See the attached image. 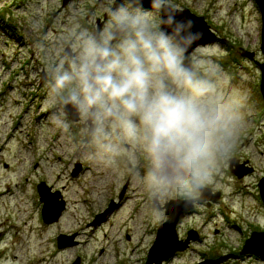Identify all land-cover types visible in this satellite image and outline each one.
<instances>
[{
	"label": "rangeland",
	"instance_id": "rangeland-1",
	"mask_svg": "<svg viewBox=\"0 0 264 264\" xmlns=\"http://www.w3.org/2000/svg\"><path fill=\"white\" fill-rule=\"evenodd\" d=\"M107 3L72 0L64 7L63 0H0V264H6L5 258L11 264H145L158 228L167 221L165 214L152 216L145 193L129 181L137 161L93 158L78 124L64 131L48 119L53 105L46 58L55 55L60 39L75 24L103 23ZM171 3L175 10L205 20L216 37L206 46H215L250 102L246 131L208 189L218 199L195 203L176 227L180 241L191 232L197 239L162 264H264V258L243 254L245 242L264 233V204L257 188L264 178V103L256 66L264 64L259 9L255 0ZM231 161L239 167L232 171L247 173L238 178ZM96 166L104 176L95 175ZM77 167L80 171L72 177ZM107 182L109 188L102 191ZM41 183L65 205L59 220L49 225L41 217ZM95 194L101 195L96 201ZM60 235L75 236L73 245L59 250Z\"/></svg>",
	"mask_w": 264,
	"mask_h": 264
},
{
	"label": "clouds",
	"instance_id": "clouds-1",
	"mask_svg": "<svg viewBox=\"0 0 264 264\" xmlns=\"http://www.w3.org/2000/svg\"><path fill=\"white\" fill-rule=\"evenodd\" d=\"M106 19L75 24L46 58L48 119L79 125L91 156L132 159L151 214L199 202L246 131L250 97L215 46L171 0H108Z\"/></svg>",
	"mask_w": 264,
	"mask_h": 264
},
{
	"label": "water",
	"instance_id": "water-1",
	"mask_svg": "<svg viewBox=\"0 0 264 264\" xmlns=\"http://www.w3.org/2000/svg\"><path fill=\"white\" fill-rule=\"evenodd\" d=\"M72 0H63V6H67L69 2ZM255 3L259 9L261 15V52L264 54V0H255ZM182 17H189L197 22V27L202 29L204 32V40L203 45L213 44L215 42V34L210 30L209 26L205 22L203 18H198L192 15L189 11H178L176 10ZM242 56H245L248 59H253V53H247L242 51ZM256 66L261 72V81H260V94L264 103V64L260 65L256 63ZM230 170L232 173L236 174L238 178L243 176V173H247V171H243V173H239L238 171H232L233 166L237 169V163L234 161L230 162ZM240 172H242V169ZM79 167L75 169L72 173V177L77 176L79 173ZM38 195L40 198V202L43 204L42 208V220L45 225L56 223L61 214L65 209L64 203H58L59 195L58 194H51V190L46 187L44 183H41L37 186ZM208 190L202 197V199L197 203H203L205 201L211 200L212 202H216L218 196H210ZM259 191L261 200L264 204V178L259 183ZM122 196L120 197V199ZM193 205H186L182 202H171L168 205H165V216L167 221L163 223L156 232L155 242L148 253L147 260L145 264H162L163 262H167L168 260L172 259L176 253L184 252L188 248V244L190 241H194L197 239L195 233L191 232L188 234V239L184 241H180L176 227L180 224V222L193 210ZM113 204L111 205V209ZM108 214L106 212L102 216H97L96 220L93 222L92 226L95 224H99L104 220V217ZM75 236L72 237H65L60 236L57 239V247L59 250L67 246H72V241ZM253 241H264V233H254L250 240L245 242L243 247V254L252 255L255 257L264 258V243H256L253 244ZM77 261L75 264H78Z\"/></svg>",
	"mask_w": 264,
	"mask_h": 264
},
{
	"label": "bare ground",
	"instance_id": "bare-ground-1",
	"mask_svg": "<svg viewBox=\"0 0 264 264\" xmlns=\"http://www.w3.org/2000/svg\"><path fill=\"white\" fill-rule=\"evenodd\" d=\"M58 146H60L59 144H58ZM103 174V176L105 175L103 172H101V169H100V167H98V166H96L95 167V175H102ZM101 180H103V179H101ZM110 184H111V182H107L105 185L103 184V186H105V188H101V190L102 191H104V189H107V188H109V186H110ZM95 186H98V187H100V186H102L101 185V182H97V181H95ZM95 201L101 196L100 194H98V195H96L95 194ZM85 202H88L87 200H85ZM84 202V203H85ZM2 234H4V232L2 233ZM8 261V259L7 258H5V262H6V264H11L10 262H7ZM36 264H41L40 262H36Z\"/></svg>",
	"mask_w": 264,
	"mask_h": 264
},
{
	"label": "snow or ice",
	"instance_id": "snow-or-ice-1",
	"mask_svg": "<svg viewBox=\"0 0 264 264\" xmlns=\"http://www.w3.org/2000/svg\"><path fill=\"white\" fill-rule=\"evenodd\" d=\"M256 243H264V241H259V242L253 241V244H256Z\"/></svg>",
	"mask_w": 264,
	"mask_h": 264
}]
</instances>
